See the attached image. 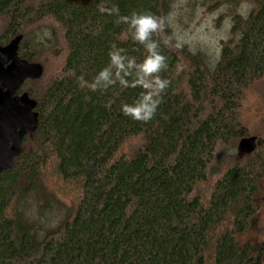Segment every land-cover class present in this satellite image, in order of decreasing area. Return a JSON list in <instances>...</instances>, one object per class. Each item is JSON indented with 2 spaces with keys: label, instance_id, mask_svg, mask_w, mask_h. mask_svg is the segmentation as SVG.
<instances>
[{
  "label": "trees",
  "instance_id": "trees-1",
  "mask_svg": "<svg viewBox=\"0 0 264 264\" xmlns=\"http://www.w3.org/2000/svg\"><path fill=\"white\" fill-rule=\"evenodd\" d=\"M253 1L245 17L232 18L216 59L161 43L168 68L160 75L171 83L155 117L142 123L120 111L141 89L92 92L76 77L91 82L113 44L138 61L146 54L101 7L163 18L164 32L153 37L162 40L174 35V0H0V47L21 36L19 58L43 69L19 92L35 101L37 128L0 173V264H262L264 247L254 255L252 241L240 237L260 210L264 153L242 154L243 164L222 163L220 153L248 138L239 102L264 78V0ZM44 30L52 39L36 42ZM34 48L63 60L42 89L24 91L46 73ZM49 172L72 187L75 203L42 230L27 208L61 204L47 188Z\"/></svg>",
  "mask_w": 264,
  "mask_h": 264
},
{
  "label": "rangeland",
  "instance_id": "rangeland-1",
  "mask_svg": "<svg viewBox=\"0 0 264 264\" xmlns=\"http://www.w3.org/2000/svg\"><path fill=\"white\" fill-rule=\"evenodd\" d=\"M231 1L232 3L229 1L223 3V0H174L168 19L169 27L190 52H200L210 61L216 59L221 43L230 38L232 18L235 15L245 17L256 6L253 0ZM3 28L4 22L0 18V34ZM43 32V37L39 35L34 37L36 42H43L45 37L52 39L49 31ZM54 52L47 50L40 52L35 48L31 51L35 60L44 64L46 73L42 81L29 85L24 91L30 88L35 91L42 89L44 84L59 71L63 58ZM238 118L247 136L256 139L257 152L264 153V78L254 82L243 92L239 102ZM238 142L239 140L222 148L220 151L222 163H245V155L237 151ZM213 169L217 170L218 167L215 166ZM209 182L212 184V178ZM209 187L202 185L200 190L206 194L209 192ZM47 188L56 195L61 203L60 206L52 203L51 208L44 213L36 203L27 208V214L31 218L38 219L37 226L42 230L55 227L69 214L67 208L75 203V192L72 187L57 182L50 172L47 175ZM255 201L260 206V210L251 221L249 230L240 237L242 243L252 241L255 246L254 255L259 252L260 247H264V182L258 185ZM262 264H264V256Z\"/></svg>",
  "mask_w": 264,
  "mask_h": 264
},
{
  "label": "clouds",
  "instance_id": "clouds-1",
  "mask_svg": "<svg viewBox=\"0 0 264 264\" xmlns=\"http://www.w3.org/2000/svg\"><path fill=\"white\" fill-rule=\"evenodd\" d=\"M100 11L115 15L117 23L126 25L131 40L143 46L146 54L138 61L136 57L128 55L126 49L113 44L108 52L107 65L98 71L91 82L82 74L76 77L77 83L81 88L92 92L106 93L114 88L121 91L141 89L132 103L121 105L120 111L133 121L147 123L155 117L171 83L160 75L168 68L167 57L161 52V43L166 47L176 48H180L182 43L174 35L165 36L162 40L154 39V34L164 32L165 20L152 13L132 12L122 16L117 6L101 7ZM111 103L112 101H109L106 107H110Z\"/></svg>",
  "mask_w": 264,
  "mask_h": 264
},
{
  "label": "water",
  "instance_id": "water-1",
  "mask_svg": "<svg viewBox=\"0 0 264 264\" xmlns=\"http://www.w3.org/2000/svg\"><path fill=\"white\" fill-rule=\"evenodd\" d=\"M21 36L0 47V173L13 167L21 152L23 138L33 134L38 125L36 103L27 93L16 96L26 80H38L43 69L17 56ZM256 149L254 137L239 140L237 151L250 155Z\"/></svg>",
  "mask_w": 264,
  "mask_h": 264
},
{
  "label": "flooded vegetation",
  "instance_id": "flooded-vegetation-1",
  "mask_svg": "<svg viewBox=\"0 0 264 264\" xmlns=\"http://www.w3.org/2000/svg\"><path fill=\"white\" fill-rule=\"evenodd\" d=\"M2 47V46H1ZM19 49V48H18ZM19 51V50H18ZM18 51H17V56H18ZM19 57V56H18ZM22 87V86H21ZM21 87H20V89H21ZM20 89L16 92V96H20V95H22L23 93L21 92V93H19L20 92Z\"/></svg>",
  "mask_w": 264,
  "mask_h": 264
}]
</instances>
